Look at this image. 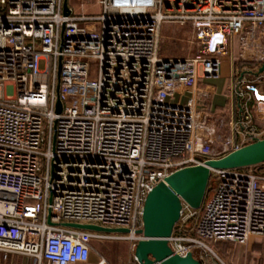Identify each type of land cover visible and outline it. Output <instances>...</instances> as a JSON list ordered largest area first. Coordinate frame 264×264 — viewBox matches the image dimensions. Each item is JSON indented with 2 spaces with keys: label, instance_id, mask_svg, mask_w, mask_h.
Segmentation results:
<instances>
[{
  "label": "built area",
  "instance_id": "2783aa9c",
  "mask_svg": "<svg viewBox=\"0 0 264 264\" xmlns=\"http://www.w3.org/2000/svg\"><path fill=\"white\" fill-rule=\"evenodd\" d=\"M97 6L96 14L64 15L63 0H0L5 262L107 264L90 262L94 244L126 242L134 252L144 240L147 194L173 172L205 161L199 157L214 146L212 122L228 136L208 159L264 139V72L238 79L237 116L212 113L210 92L198 87L220 77L233 40L238 60L256 70L264 65V0H97ZM165 25L189 26L197 53L161 54ZM191 90L185 104L170 100ZM208 187L199 209L182 204L168 246L201 264H229L217 243L264 237V164L214 170ZM132 264H139L134 255Z\"/></svg>",
  "mask_w": 264,
  "mask_h": 264
},
{
  "label": "water",
  "instance_id": "95a60500",
  "mask_svg": "<svg viewBox=\"0 0 264 264\" xmlns=\"http://www.w3.org/2000/svg\"><path fill=\"white\" fill-rule=\"evenodd\" d=\"M63 14H68L67 0H63ZM264 72V65L257 73ZM56 112H60L57 102ZM264 164V139L251 143L217 158L205 160L201 165L177 170L158 183L147 194L142 211L144 237L137 243L133 255L139 264H201L191 254L185 257L172 255L168 239L179 221L182 204L197 210L201 207L208 190L211 172L214 170L242 169ZM66 227L104 232L127 233L126 229H108L88 224L66 223Z\"/></svg>",
  "mask_w": 264,
  "mask_h": 264
},
{
  "label": "rangeland",
  "instance_id": "374dc122",
  "mask_svg": "<svg viewBox=\"0 0 264 264\" xmlns=\"http://www.w3.org/2000/svg\"><path fill=\"white\" fill-rule=\"evenodd\" d=\"M68 13L70 9L75 12V14H96L99 11L97 6V0H67ZM161 54L169 58H179L190 56L196 54L199 50L197 42L194 40L192 29L189 26H179V25H165L162 29V40H161ZM246 64V63H245ZM41 68H43V62H41ZM45 70V69H44ZM230 75L229 61L226 56L221 59V78H228ZM226 118V117H225ZM215 122L217 120H214ZM226 122V119H225ZM198 123V122H197ZM214 146L213 148L206 147V154L204 156H213L219 152L221 142L227 138L228 130L217 125V123L212 122ZM197 134H199L197 132ZM254 239L262 237H251ZM250 238V239H251ZM249 239V240H250ZM248 243V242H247ZM98 245V244H97ZM226 245V244H225ZM246 245H236L228 244V246L221 245L218 248L215 245L216 253L225 259L228 263H231L232 253L237 249L238 253L245 250ZM104 253L108 261H112L114 264H130L132 261L133 252L128 243L124 242L121 244H106ZM223 246V247H222ZM16 257L15 263L24 264L25 259L22 261ZM18 260V262H17ZM1 263V257H0Z\"/></svg>",
  "mask_w": 264,
  "mask_h": 264
},
{
  "label": "crops",
  "instance_id": "0c3cea01",
  "mask_svg": "<svg viewBox=\"0 0 264 264\" xmlns=\"http://www.w3.org/2000/svg\"><path fill=\"white\" fill-rule=\"evenodd\" d=\"M228 51L229 54L225 56L229 61V77L221 78L220 76L217 79L200 80L198 82L199 89L210 92V111L212 113L221 112L223 115L225 114V117H227L230 112H234L236 114L238 111L237 99L235 96L238 79L241 77H253L258 70L255 69L257 64H245L238 60L237 40H233ZM250 71H252V74L249 73ZM191 92L192 90L187 93L177 94L170 100L185 104L190 99ZM237 115L238 113L236 116ZM105 248H107L106 245L94 244L90 254V262L96 263L100 259H104L106 261L107 258L103 252ZM234 251L235 252L232 253L231 257V263L229 264H264V237L258 239L251 238L248 241L245 250L240 253H238L237 249ZM15 259L16 257H13L10 261L6 262L1 259L0 264H16ZM18 259L19 261L24 260L20 257ZM24 264H28V262L25 261ZM130 264H132V261Z\"/></svg>",
  "mask_w": 264,
  "mask_h": 264
},
{
  "label": "trees",
  "instance_id": "16d2710c",
  "mask_svg": "<svg viewBox=\"0 0 264 264\" xmlns=\"http://www.w3.org/2000/svg\"><path fill=\"white\" fill-rule=\"evenodd\" d=\"M209 157L208 156H200L199 157V159L200 160H206V159H208ZM208 189H209V187H208ZM208 191V190H207ZM208 193V192H207ZM206 195H208V194H206ZM228 246V244H230V243H217L216 244V246L218 247V248H220L221 247V245H224V246H226V245ZM223 247V246H222ZM104 252V251H103ZM105 254V253H104ZM106 263L107 264H114L112 261H108V259L106 260Z\"/></svg>",
  "mask_w": 264,
  "mask_h": 264
}]
</instances>
